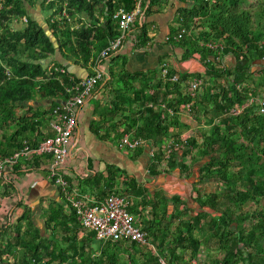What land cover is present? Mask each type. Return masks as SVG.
Listing matches in <instances>:
<instances>
[{
	"label": "trees",
	"instance_id": "obj_1",
	"mask_svg": "<svg viewBox=\"0 0 264 264\" xmlns=\"http://www.w3.org/2000/svg\"><path fill=\"white\" fill-rule=\"evenodd\" d=\"M139 1L0 0V132L11 130L8 135L4 132L5 140H0V155L18 150L24 141L32 146L41 142L43 139L32 141L38 139L41 124L47 115H51L53 107L67 97V87L81 79L56 60L57 48L64 57H68L67 53L73 55L75 64L86 66L90 61L94 62L109 40L119 34V24L114 18L116 10L121 7L133 10ZM179 1L191 6L180 9L167 42L184 45L188 49L185 58L196 51L204 54L206 70L198 75L203 84L192 96L186 90V82L192 77L190 74L171 70L172 74L180 76L178 82L172 83L164 81L155 70L124 73L122 69L118 72V81H121L118 95L124 97L130 93L129 99L121 101L118 108L136 102L144 106L140 113L144 120L137 136L146 139L150 145L160 146L164 138L179 136L180 133L170 132V127H179L181 132L185 130L180 137L188 139L190 149L181 157L178 152L174 153L167 162V170L177 166L189 168L181 158L192 148L197 151L194 160L197 157L206 159L200 177L208 181L215 179L225 187L215 192L197 190V196L191 197L196 210L175 197L170 211L166 198L150 197L134 178L125 175L119 167L109 165L104 193L121 194L128 199L131 196L135 202L128 209L134 214L141 213L139 206L150 207L151 217L145 219L143 227L156 240L159 239L155 245L157 253L165 256L169 264L186 262L188 258L196 260L204 245L213 246L218 254L203 264H264V208L243 209L247 201L264 198V114H259L251 106L240 115H226L230 107L247 100L248 85L264 86V69L253 71L254 60L264 59V6L257 8V23L254 24L252 11L246 9L250 4L248 0ZM261 1L264 5V0ZM168 3L169 0H141L143 15L131 25V29H137L132 38L136 49L149 45L152 37L148 34V27L152 21L148 18ZM36 6L41 11L47 9L50 12L44 22L57 46L47 35V29L31 15ZM63 9L67 10L70 20L52 21ZM15 16H26V24L14 27ZM71 22L76 24L72 26ZM191 25L201 27L198 34H184L182 39H174L182 26L191 29ZM211 39L224 42L222 59H218L213 50L199 44L200 40ZM228 54L236 59L233 66L224 62ZM49 58L50 61L45 63ZM258 73L261 75L255 79ZM110 75L115 76L112 71ZM237 83L244 87L237 89ZM147 88L151 90L149 94H146ZM37 96L51 99V107L45 111L29 108L28 112L33 111L31 114L19 115L16 106L35 100ZM160 102L166 103L174 113L155 107ZM180 113L190 114L195 119L204 117L208 128L190 129L180 120ZM36 156L31 157L34 163L37 162ZM161 159L160 150L155 165ZM29 162L33 164L32 160ZM18 168L17 164L12 169L17 171ZM121 176L126 178L122 180L124 188L113 189ZM0 180L1 202L13 185L6 178ZM68 209L69 212L64 207L50 205L46 211V228L55 233L71 223H79L75 211L71 206ZM23 220H26L25 224ZM68 221L72 222L68 224ZM14 223L15 227L11 226ZM14 223L0 225V264H53L55 261L57 264H160L150 248L143 249L135 242H127L126 247L131 251L124 248L122 241H100L99 254L93 256L83 247L82 253H75L79 259H70L65 250L59 254L54 252L56 241L45 242L48 238L33 226L29 213H23ZM18 246L22 248L21 257L15 262L9 261L8 256L15 255ZM137 253L144 259L136 258ZM46 256L50 258L43 262Z\"/></svg>",
	"mask_w": 264,
	"mask_h": 264
},
{
	"label": "crops",
	"instance_id": "obj_2",
	"mask_svg": "<svg viewBox=\"0 0 264 264\" xmlns=\"http://www.w3.org/2000/svg\"><path fill=\"white\" fill-rule=\"evenodd\" d=\"M186 6L190 7L191 4L182 3L179 0H169L164 9L154 12L148 18V21H152V24L148 27V34L152 37L148 46L136 49L133 46L134 41L132 38L136 34L137 29L134 27L130 28L127 40L118 54L107 63H104L107 75L79 107L76 132L69 146L68 158L62 166V171H64L66 179L70 183V190L74 193L88 194L92 198L97 199L105 197L108 192L104 193L103 188L106 184L105 179L108 176L107 166L109 165L116 168L119 167L125 175L134 178L150 197L157 195L158 199L166 198L170 211L173 210V198L175 197L190 204L193 202L191 197H195L197 190L209 189L213 184L214 186L216 185L215 190L206 192L222 191L224 189L225 186L219 181L213 179L207 182L200 177L201 169L206 159L197 157L194 160V155L196 154L197 156L195 149H191L189 153L185 154V156L190 155L191 161L188 162L187 159L181 158L184 164L189 163V168L177 166L167 170V165L165 169H159L158 165H155L156 160L149 153V146L152 145L150 143H147L136 151H125L118 146L119 139L123 134L137 135V130L144 120V117L140 114L144 106L140 102L125 105L122 108L119 106L118 108V104L121 101L125 102L129 99L128 94L130 93H126L124 97L118 95V88L121 85V81H118V72L122 69L125 70L124 73H146L155 70L158 71L159 75L161 63L168 61L170 62L171 70L181 74H190L194 77L205 73L206 58L203 53L196 51L192 53V56L185 58L188 49L184 45H175L167 42L172 32V25L177 20L180 9ZM42 13L40 9L33 8L31 15L36 19L41 17L45 20ZM199 28L201 29V27ZM224 62L228 66H233L236 59L233 55L228 54L225 55ZM93 64V61L87 63L86 66L75 64L73 65L72 73L83 78L93 71ZM256 67L257 69L255 70ZM262 69H264V59L254 60L253 71H260ZM110 71L114 72V78L110 75ZM260 75L261 73H258L254 78L257 79ZM253 85L259 87L257 84ZM150 92L151 90L147 88L146 94ZM36 98L35 100L16 106L18 114H31L33 111L28 112L29 108H32L34 111H45L51 107V99H41L39 96ZM158 106V104L155 105V107ZM179 118L190 129L199 127L203 129L208 128L202 116L200 119H195L190 114L180 113ZM50 120L51 115H47L41 124V132H39L38 139L32 141H40L52 135ZM94 124H96L93 126L95 130H92V125ZM4 132L8 135L11 130L8 129L0 132V140L2 141L5 140ZM170 132L180 133L176 137L180 138L185 133V130L181 132L179 127H170ZM167 139V137L164 138L160 146ZM181 156L183 154L179 152V157ZM36 157L39 159L37 158V162L35 163L32 158L22 160L18 164V170L14 171L12 169L6 176L9 177L8 180L12 183L13 188H11L9 194L3 195V201L0 204H3L7 197L11 195H16L17 197L16 201L11 203L13 215L12 220L8 224H12L26 212L29 213L33 226L40 229L44 238H48L45 242L56 241L57 246L54 250L56 254L65 250L70 259L77 258L79 255H75V253H82L83 247H85L84 249L87 253H92L93 256L99 254L100 240L96 238L95 234L90 235L91 231L85 230L78 222L73 225L72 221H68V224L71 223L69 226H64L62 230L55 233L46 228V211L50 205L64 207L67 212L70 210L68 209L69 205L65 194L49 176V166L52 163L51 156L41 155ZM29 160H32L33 164ZM123 179L126 178L121 176L119 183L115 184L113 189L124 188ZM130 202H135V199L131 196ZM193 209L196 210L197 208ZM138 210L141 213L136 215L140 217L141 224L144 226L145 219L151 217L150 207L143 208L139 206ZM1 222L2 220L0 219ZM22 223L25 224L26 220H23ZM156 242H159V239L156 240L154 235L151 234V244L155 246ZM123 244L126 246L129 243L123 242ZM142 247L143 249L152 248V246ZM151 250L150 252L152 253L153 251ZM135 257L144 259V256L140 253L135 254ZM49 258V256H46L43 262L48 261ZM53 264H57V261Z\"/></svg>",
	"mask_w": 264,
	"mask_h": 264
},
{
	"label": "built area",
	"instance_id": "obj_3",
	"mask_svg": "<svg viewBox=\"0 0 264 264\" xmlns=\"http://www.w3.org/2000/svg\"><path fill=\"white\" fill-rule=\"evenodd\" d=\"M143 15L141 0L137 3L133 10H125L119 8L114 14V18L119 24V34L109 40L108 45L103 48L94 61L92 66L93 71L87 76L81 78L79 81L73 83L67 87V97L60 100L56 104L51 112L50 126L52 135L43 139L36 146L30 145L27 141H24L23 145L16 151L9 155H0V179L6 177L12 168L19 164L26 158L32 156L48 155L52 158V163L49 166V176L54 183L61 188L65 194L66 201L69 206L75 211L78 217L80 225L85 229L93 232L96 238L104 242H135L141 246H152V251L156 254L158 262L160 264H169L165 256L157 253L156 247L151 244V235L148 231L144 230L141 224L140 217L129 211L131 204L128 197L110 193L101 199L92 198L88 194L74 193L70 190V183L66 179L62 166L65 164L69 146L71 144L74 133L78 125L79 107L88 98L98 83H100L107 75L104 67V63L108 62L111 58L115 57L125 41L127 40L131 25L139 16ZM67 18L70 20V16L66 9H63L59 14H56L51 20H62ZM198 20V18H197ZM13 22H20L23 26L27 22L26 16H15ZM153 28V26H152ZM151 28V29H152ZM200 28H196L191 25V29H187L182 26L174 36L175 40L183 38L184 34H198ZM149 44V43H148ZM201 46H206L210 50H213L218 59H222V52L225 48V44L222 41L211 39L208 41L200 40ZM10 72L7 71V75ZM160 76L167 82H178L180 76L178 73H171L170 62L163 61L160 65ZM222 82H224L222 80ZM186 90L192 96H194L200 86L203 84V79L199 76L191 77L187 80ZM237 89L244 87L243 84L237 83ZM249 97L243 104H237L229 108L226 111V115L237 116L240 115L247 107L253 106L259 114H264V86L248 85ZM153 106L151 103L150 106ZM191 105V102L187 104V107ZM168 113L173 114L174 111L169 108L166 103L159 105ZM147 144V140L140 136H131L129 133H125L119 139L118 146L125 151H136L139 148L144 147ZM190 149L188 139L186 137L168 138L162 146H149V153L152 158L156 160V156L161 150L162 159L158 163L159 169H165L168 160L176 152H185ZM192 149V148H191ZM187 161H191L190 155L184 157ZM189 164V163H188ZM16 195L7 197L4 203H1L0 207V224H8L12 220L13 212L11 210V203L16 201ZM3 198L1 199V202ZM200 257V256H199ZM177 264V263H174ZM179 264H203L199 258L196 260H188Z\"/></svg>",
	"mask_w": 264,
	"mask_h": 264
},
{
	"label": "rangeland",
	"instance_id": "obj_4",
	"mask_svg": "<svg viewBox=\"0 0 264 264\" xmlns=\"http://www.w3.org/2000/svg\"><path fill=\"white\" fill-rule=\"evenodd\" d=\"M249 1V3L250 4H247V6H246V9H249V10H251L252 11V14H253V23L255 24V23H257V17H256V15H255V12L257 11V8L260 6V8H263V6L264 5H262L261 4V0H248ZM35 3H37V1L35 2ZM36 8H40L39 6H36ZM41 12H43L42 14H43V17L45 18V19H47L48 18V16H49V11L47 10V9H43ZM259 13V12H258ZM255 16V17H254ZM41 18V17H40ZM40 18H38V19H40ZM41 20L43 21V23L42 24H44V21L45 20H43L42 18H41ZM263 23H264V17H263ZM71 24H72V26L73 25H75L76 24V22H71ZM46 26H44V27H47L48 28V26H47V24H45ZM13 26L14 27H22L21 25H20V22H17V23H14L13 22ZM255 26V25H254ZM48 30V29H47ZM68 54V57H64L63 55H62V53H61V56L63 57V58H65L66 60H67V62H69V63H71L72 65H75V63H74V61H73V55H71L70 53H67ZM55 55V54H54ZM50 61V58L49 59H47V60H45L44 62L45 63H48ZM51 63V62H50ZM51 64H48V66H50ZM257 69V67L255 68V70ZM259 78V77H258ZM207 182H210V181H208V180H206ZM0 183H1V180H0ZM218 186V185H217ZM215 187H216V185L214 186V184L213 185H211V187L209 188V189H206V190H204V191H209V190H215ZM223 187V186H222ZM202 190V191H203ZM197 195V193L195 194V196ZM191 202V201H190ZM190 205L193 207V208H195L196 207V204L194 203V202H191L190 203ZM255 208H264V198H261V197H259V198H257V200H249V201H247L244 205H243V209L245 210V211H249V210H253V209H255ZM14 223V222H13ZM13 226L15 227V223L13 224ZM173 229H174V227H173ZM96 245H97V243H96ZM212 245V244H211ZM124 246V248H126V249H129L130 250V248H127L125 245H123ZM22 248L20 247V246H18V247H16V249H15V255H13V256H8L9 257V261H11V262H15L17 259H19V257H21V255H22ZM217 254H218V252L214 249V247L213 246H211V247H206L205 245H204V247H203V249H202V252H201V255H200V257H198L201 261H203L204 263L205 262H209L210 261V259L212 260L214 257H216L217 256ZM188 260H189V258H188Z\"/></svg>",
	"mask_w": 264,
	"mask_h": 264
},
{
	"label": "water",
	"instance_id": "obj_5",
	"mask_svg": "<svg viewBox=\"0 0 264 264\" xmlns=\"http://www.w3.org/2000/svg\"><path fill=\"white\" fill-rule=\"evenodd\" d=\"M37 20L39 21L40 24L43 23V21L41 20V18L40 19H37ZM45 24L46 23L44 22V24H42V26H46ZM44 28L47 29V27H44ZM46 33H47L48 36H50V38L54 42L55 46H57V42H56L55 37L53 36V34L49 30H47ZM55 57H56V60L62 62L64 65L67 66V68L69 69V71L72 72V68L74 66L71 63L67 62V60L61 56V52H60L59 48H57V50L55 52Z\"/></svg>",
	"mask_w": 264,
	"mask_h": 264
}]
</instances>
